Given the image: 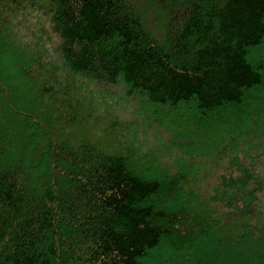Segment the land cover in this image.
Instances as JSON below:
<instances>
[{"label":"trees","instance_id":"16d2710c","mask_svg":"<svg viewBox=\"0 0 264 264\" xmlns=\"http://www.w3.org/2000/svg\"><path fill=\"white\" fill-rule=\"evenodd\" d=\"M0 59V264H264V0H0Z\"/></svg>","mask_w":264,"mask_h":264},{"label":"rangeland","instance_id":"374dc122","mask_svg":"<svg viewBox=\"0 0 264 264\" xmlns=\"http://www.w3.org/2000/svg\"><path fill=\"white\" fill-rule=\"evenodd\" d=\"M11 46H13V48H14V50H8V51H4V56L6 57V60H8V61H3V62H5V63H3L2 65L4 66V65H10V66H8V70H7V72H5V74H10L11 72L12 73H14L15 72V68H16V66H11V65H13V63H12V60H14V62L15 63H17V61H19V60H21V59H26L27 57L26 56H23L22 54H21V50H23V49H21L17 44L18 43H16V42H13L12 40H11ZM4 56L2 55L1 56V58L2 59H4ZM1 60V59H0ZM15 63H14V65H15ZM1 65V67H0V71H2V73H4V67ZM3 68V69H2ZM2 76H3V74H2ZM29 87V86H28ZM25 91H17V93H19V94H21V95H23V93H24ZM25 95V94H24ZM28 95V94H27ZM27 95H25V97H27L26 99H27V101H30L31 100V96H27ZM100 136L101 135H98V136H96V138H98V141H100L101 140V142H102V139L100 138ZM170 141H174V140H171V138H170ZM177 141H179V140H177ZM141 144H142V141H141ZM18 149V146L16 145H13L9 150H8V152L10 153V152H14L15 150H17ZM181 165V164H180Z\"/></svg>","mask_w":264,"mask_h":264}]
</instances>
